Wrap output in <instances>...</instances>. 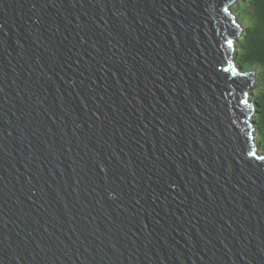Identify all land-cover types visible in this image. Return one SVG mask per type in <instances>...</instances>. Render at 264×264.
Returning a JSON list of instances; mask_svg holds the SVG:
<instances>
[{
    "label": "water",
    "instance_id": "95a60500",
    "mask_svg": "<svg viewBox=\"0 0 264 264\" xmlns=\"http://www.w3.org/2000/svg\"><path fill=\"white\" fill-rule=\"evenodd\" d=\"M222 6L0 0V264H264Z\"/></svg>",
    "mask_w": 264,
    "mask_h": 264
},
{
    "label": "trees",
    "instance_id": "16d2710c",
    "mask_svg": "<svg viewBox=\"0 0 264 264\" xmlns=\"http://www.w3.org/2000/svg\"><path fill=\"white\" fill-rule=\"evenodd\" d=\"M244 14L239 13V10ZM241 26L236 59L246 70L253 71L255 86L251 101L254 104L257 140L264 142V0H239L234 5Z\"/></svg>",
    "mask_w": 264,
    "mask_h": 264
},
{
    "label": "snow or ice",
    "instance_id": "6c2138e0",
    "mask_svg": "<svg viewBox=\"0 0 264 264\" xmlns=\"http://www.w3.org/2000/svg\"><path fill=\"white\" fill-rule=\"evenodd\" d=\"M219 3L221 5H223L221 11L224 14H226L227 18L230 20L231 26L233 27V32L230 33L229 35L235 37L236 33L243 31V29L241 27V23H239L237 21V19L234 18V10L231 7L233 4H236V0H219ZM223 39H224V45H222V47L226 46V48L228 50L226 55L229 57V59L226 60L227 67L222 68V71L226 72V73H230L231 76H233V77H235V76H243V77L249 78V83L251 84V86L254 87L255 86V81L251 80V77L253 76V73L252 72H247V71L241 72L234 65V62H233V59H232V57H233V55L235 53V42H234V39L228 38L227 35ZM248 96H249L248 92H246V91L243 92V97L244 98L240 100V103L242 105L248 107V111H249V113H251L252 108L249 105V100L247 98ZM248 119L249 120L251 119L250 115L248 116ZM248 136H249V139L252 138V132L251 131H249ZM247 155L249 157L254 158L255 160H259L261 162H264V155H257V152L255 150L248 151Z\"/></svg>",
    "mask_w": 264,
    "mask_h": 264
},
{
    "label": "rangeland",
    "instance_id": "374dc122",
    "mask_svg": "<svg viewBox=\"0 0 264 264\" xmlns=\"http://www.w3.org/2000/svg\"><path fill=\"white\" fill-rule=\"evenodd\" d=\"M238 2H239V0H238ZM239 10V9H238ZM239 13L243 16L244 14L242 13V11L241 10H239ZM244 17V16H243ZM262 149L264 150V142H262Z\"/></svg>",
    "mask_w": 264,
    "mask_h": 264
}]
</instances>
